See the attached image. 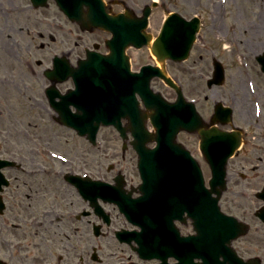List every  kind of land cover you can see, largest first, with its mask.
Masks as SVG:
<instances>
[{"label": "flooded vegetation", "instance_id": "flooded-vegetation-1", "mask_svg": "<svg viewBox=\"0 0 264 264\" xmlns=\"http://www.w3.org/2000/svg\"><path fill=\"white\" fill-rule=\"evenodd\" d=\"M106 1L109 13L116 14L123 11V9L116 10L114 5L124 6V3H117V0ZM100 31L102 30L83 29L78 20H71L66 16L54 0H49L46 5H36L32 0H0V86L6 83L12 85L10 79L16 80V76L21 78L25 86L26 68L28 67V71L29 66L31 68L29 48L34 41L32 32H37L38 45L44 49L53 47L55 53L51 57V64L43 67L38 73L42 77V82L45 81L47 84L41 85L44 100L36 102V106L49 113L53 119L52 124L71 129L59 119L56 108L68 106L71 112L78 113L79 96L73 91H78L81 84L77 73L80 59L86 56L88 48L91 47L102 53L109 51L105 44L107 37L104 40L106 50H102L101 42L93 41L92 46H89L90 42H86L85 55L80 54L79 43L83 38L81 34L93 35ZM39 52L44 50H38L36 54ZM54 59L59 61V71L49 73L53 68ZM3 63L10 64L11 69L9 68V71L4 69ZM37 63L41 64L42 60H37ZM173 63L184 66L192 75H197L203 80L205 72L200 65L197 68ZM247 88L252 94L250 95L255 97L252 99L253 105L255 106L256 100L262 106V101L256 98L258 94L254 95L248 86ZM238 94L239 91L228 97L230 101L228 99L226 101L228 100L233 107L240 105L239 117L242 124L235 121L228 126L221 123H216L215 126L226 130H232L234 127L242 128L243 143L234 159L243 154L242 160L236 166L246 168L253 156L264 150V121H257L256 130H252L253 122L245 110L249 98L246 93L242 97ZM218 95L221 96L215 90V103L218 102ZM203 98L204 102L208 99L206 93L203 97L194 96L198 104ZM212 113L213 111L210 110L204 112L207 118H210ZM123 123L127 124V119H123ZM212 125L214 124L210 123L208 127ZM100 133L99 145H93L84 137L92 149L104 148L105 139ZM0 134L2 140L9 143L7 151L4 155L0 154V158L11 161L10 164L0 168V246H2L0 264H186L184 261H178L174 254L166 257L150 256L140 252L135 242L121 241L118 237L119 231L133 230L136 227L124 215L117 203L101 198L84 199L78 191V182H74L70 177V174L87 176L86 184L91 183L95 177L115 184L117 175L122 174L124 190L133 191V194L137 195L138 182L129 179L124 172L125 169L115 172V165H110L103 175L96 176L94 171L79 167L78 165L82 166V164L61 151L47 147L40 139H36L28 150L25 147H14L13 141L9 142L10 139H5L2 131ZM119 138L122 151L119 155V164H122L128 157L137 153L133 144L135 138L130 132L128 137L122 138L119 135ZM16 149L22 151H13ZM30 155L33 156V162L29 161ZM62 155L68 161L63 162L59 159ZM48 158L59 162L61 167L55 166L53 163L56 162ZM29 165L32 168H29ZM103 169L101 167L99 173ZM235 169L237 167L231 165L230 182H233L231 184L233 192L260 189L261 185L239 184L232 177L236 174ZM240 174L245 176L244 173ZM62 187L65 192L62 191ZM59 195H62L61 199ZM70 195L73 196L72 200ZM180 226L183 233L189 228L188 224L180 223ZM263 228L264 223H259L255 226L254 232L250 231L233 242L234 248L242 258L247 260L260 256L264 264ZM14 236L16 238H13Z\"/></svg>", "mask_w": 264, "mask_h": 264}, {"label": "rangeland", "instance_id": "rangeland-1", "mask_svg": "<svg viewBox=\"0 0 264 264\" xmlns=\"http://www.w3.org/2000/svg\"><path fill=\"white\" fill-rule=\"evenodd\" d=\"M158 1L159 5L154 7L150 16L148 30L153 34H157L167 12L178 11L187 17L193 16L194 13L201 14L203 17L202 29L198 34L189 59L183 64L197 68L200 65V68L206 73L208 78L213 72V57H217L224 63L227 71L224 85L215 86L213 89L207 87L206 79L201 80L197 75H192L189 70L179 64L169 62L167 64L169 74L180 80L188 97H199L200 95L203 97L205 93L207 94L208 99L205 102L204 98L201 99V102L197 105L199 111L203 114L207 110L213 111L215 90L221 94V96H217V99L219 98L223 101H226L228 97H232L238 91L240 97L246 93L249 98V104L245 110L247 115L249 114V119L253 122L252 130H256V124L259 120L254 115L252 99L255 97L251 96L252 94L247 88V82L248 75H250L252 82H254L252 87V89H255L254 94H258L256 98L262 101L261 120L264 121V73L260 70V66L255 59L256 55L264 51V0ZM126 2L140 14L142 8L146 4L152 3L153 0H126ZM114 8L122 10L123 6L115 4ZM32 35L34 36L32 38L34 41L29 48L31 52L29 53L31 68L29 66V71L28 67L26 68L25 86L19 76H16V80L10 79L12 85L6 83L0 86V131L5 134V139H10L9 142L13 141L14 147H25L28 150L30 146L34 145L36 139H40L47 147L61 151L82 164V166L78 165L79 167L94 171L96 176L99 174L103 175L110 165H115V172L119 169H125L124 172L127 173L129 179H132L133 182H138L137 157L135 155L128 157L126 161L119 164V155L122 152L121 140L113 127H106L101 130L100 136L105 139L104 148L92 149L90 143L84 137H80L69 128L52 124L53 119L49 113L40 110L36 106V102L44 100L43 86L41 85L47 84L45 81L42 82V77L38 73L43 67H48L51 64V57L55 53V48H41L38 45L37 32H32ZM81 37L83 38L79 43L80 54L85 55L84 44L86 42H90L89 46H92L93 41L101 42L103 44L102 50H106L104 40L109 37L108 33L100 31L95 32L93 35L81 34ZM38 50H44V52L36 54ZM128 53L135 69L143 63L155 61L148 47L141 49L131 47L128 49ZM39 59L42 60L41 64L37 63ZM244 61L247 63H244ZM11 67L10 64L3 65V68L7 71ZM152 87L162 92L168 99L174 100L176 98L174 89L161 79H154ZM239 107H235L234 114L236 121L242 124L239 117ZM1 135L0 154L4 155L9 143L2 140ZM178 140L191 149L200 162L208 181L211 177L210 168L199 149L198 137L187 132H181L178 135ZM13 145L10 144V146ZM13 151L22 150L16 149ZM242 155L231 161L232 166L239 168L236 164L242 160ZM32 158L33 156L29 158V161L33 162ZM55 162L57 165L56 163H51L61 167L59 162ZM247 164L248 167L254 166V168H251L253 171H250L248 167L243 169L244 172H248L247 175L251 178L248 183L262 186L264 182V150L254 155ZM101 167L104 169L99 173ZM29 168H32V166L29 165ZM238 181L247 182V180H243L239 176ZM253 188L255 187L253 186ZM61 189L63 192L66 191L63 190V187ZM70 196L72 200L73 196ZM61 197L62 195H59L60 199ZM261 205L262 202L255 197V191L251 189L245 192H233L231 187L223 199L224 209L238 214L240 218L250 221V223L252 222L251 232H254L255 226L261 223L254 216V211ZM13 238L16 237L14 236Z\"/></svg>", "mask_w": 264, "mask_h": 264}, {"label": "water", "instance_id": "water-1", "mask_svg": "<svg viewBox=\"0 0 264 264\" xmlns=\"http://www.w3.org/2000/svg\"><path fill=\"white\" fill-rule=\"evenodd\" d=\"M76 1L80 9L79 20H83L84 17L81 15L83 13V11L81 12L83 4H88L91 9L87 19H89L91 25L105 28L114 34L113 38L107 41L112 52L110 55H104V68L100 69L99 66V72L102 73L103 79L121 78L123 80L121 86L119 88L116 87L114 93L124 94V87L127 93H133L135 90H138L143 97L146 107L151 110V120L158 130L156 134L150 137L144 125L145 116L141 117V123L139 122L141 114L140 110H138L139 102L137 100L131 101L133 104L131 109L125 106L121 108L120 114L134 122L131 129L138 139L135 145L141 154L140 169L144 180L140 188L141 191L147 193L146 204L150 206L151 202H158L168 207L170 205L171 207H184L188 209L195 229L198 231L197 237L200 240L223 239L224 251L220 249L222 251L220 253V250L217 251L215 247H212V252L208 253L207 256L215 262L219 260L220 254L231 255L234 258V253L226 243L230 242L231 238L235 235L234 232L241 230L242 226L237 219L226 216L220 210L218 200L222 190L215 187L218 183L223 184L225 182L223 177L226 172V159L221 161L220 167V159H217L218 169L213 171V178L210 181L212 189H207L199 164L192 157H189L188 153L181 155L180 151H177V148H182V145L176 141V135L181 129L191 132L199 131L204 142H210L211 137L219 135L220 132L204 130V122L194 104L187 103L184 100L181 89L164 70L158 67H144L143 71L139 74H132L130 72L129 56L126 55L125 50L130 44L138 47L149 44L151 35L145 31V27L148 22L151 6H146L142 18L135 19L132 17L131 12L117 16L108 15L105 12V5L102 0ZM61 2L65 10L71 13V0H61ZM153 5L156 6L157 3L154 2ZM180 23L182 27H179ZM199 27L200 23L197 18L188 22L178 13L171 14L163 28L162 34L151 46L153 53L163 62L167 57L175 59L185 58L189 53ZM171 34L173 37L170 36ZM95 60L97 62L101 61L102 57L97 55ZM259 60L264 69V58L259 57ZM90 66L96 67L97 63H90ZM90 66L87 65V67ZM215 67L218 74L216 77L217 82L221 83L224 78V68L218 61L215 62ZM120 72H125L126 76L119 77ZM115 75L118 77H114ZM154 76H160L168 84L177 88L179 99L176 103L167 101L160 93H155L151 89L150 81ZM94 80L97 81L98 78ZM96 85L99 84L96 83ZM94 94L97 95L96 93ZM118 109L115 105L106 108L103 102L101 106L94 105L88 107L89 112L98 115L99 119L95 120V125L84 124L85 130L82 132L89 133L93 129H97L100 122H102L101 120L106 122L112 121L113 119L109 118L107 113ZM84 117L85 115H82L79 118ZM73 118L68 116V120ZM115 123L123 135L126 136V129L122 127L120 120L116 119ZM233 137L237 146L240 141L239 134H235ZM150 139L158 141V146L153 150H149L145 146V142ZM184 151L186 152V150ZM214 193L216 196L213 195ZM195 245L197 249L200 243L196 242ZM193 254L202 256L201 253Z\"/></svg>", "mask_w": 264, "mask_h": 264}]
</instances>
